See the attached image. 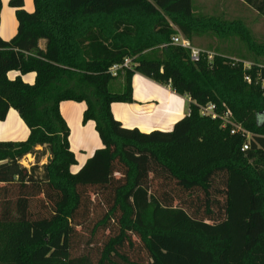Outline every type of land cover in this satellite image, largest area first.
Listing matches in <instances>:
<instances>
[{"label":"trees","instance_id":"obj_1","mask_svg":"<svg viewBox=\"0 0 264 264\" xmlns=\"http://www.w3.org/2000/svg\"><path fill=\"white\" fill-rule=\"evenodd\" d=\"M239 1L264 19V0ZM9 5L18 31L0 35V121L17 111L29 136L0 141V264H264V41L247 23L194 0ZM1 11L2 0L0 26ZM178 35L209 38L213 61H192L171 44ZM232 38L245 55L213 44ZM128 57L133 67L113 77ZM135 74L188 97L190 114L171 131L125 127L112 105L133 101ZM65 101L86 104L83 124H96L104 146L76 173ZM210 103L250 138L202 116Z\"/></svg>","mask_w":264,"mask_h":264},{"label":"crops","instance_id":"obj_2","mask_svg":"<svg viewBox=\"0 0 264 264\" xmlns=\"http://www.w3.org/2000/svg\"><path fill=\"white\" fill-rule=\"evenodd\" d=\"M24 1L26 2V10L32 12L33 10L28 6L29 0ZM204 6L200 7L202 11ZM209 8L212 10L211 14L222 16L218 4H214L212 7L209 5ZM17 31L18 21L15 10L10 7L9 0H2L0 35L3 40L10 41L17 34ZM215 40L217 41V39ZM40 47L45 49L46 42L41 41ZM18 75L19 73L16 72L12 78H16ZM23 79L32 84L36 79V74H27L23 76ZM190 104L191 100L188 97L177 94L170 87L160 85L141 74H135L133 78V101L131 103L113 104L112 112L114 117L128 128L136 127L143 132L171 131L178 121L189 114ZM85 109V103L65 101L60 105L61 114L71 131L70 146L75 153L77 164H79V155L84 158L82 166L98 149L104 147L96 130V124L92 121L83 124ZM12 112H16L19 116L17 111L11 109L7 119ZM0 141L6 140L0 139Z\"/></svg>","mask_w":264,"mask_h":264},{"label":"rangeland","instance_id":"obj_3","mask_svg":"<svg viewBox=\"0 0 264 264\" xmlns=\"http://www.w3.org/2000/svg\"><path fill=\"white\" fill-rule=\"evenodd\" d=\"M194 3L197 9L199 10L200 7L205 5L203 11L205 13H210V14L212 13V10L211 8H209V5L212 7V5L218 4L221 10L220 15L230 20L233 19L244 20L249 26V28H251V31L255 39H257V41H264V19L261 16H259V14L256 11H254L244 3L238 2L237 0H195ZM28 6L31 10H34L33 0H29ZM220 42L215 40L213 44L215 46L221 45L220 47L223 48L222 50L229 55H235L238 57V55L239 56L242 54L245 55L247 52L246 44L239 38H232L228 41H220ZM211 43L212 41L209 38H206L205 36L203 38L198 39L196 44L193 46L199 49L206 50L208 49ZM246 66L249 67L250 64L248 63ZM14 73H16V71L10 72L9 77L11 79H15V77L12 78ZM34 83L35 80L32 84ZM122 84H123V80L121 78L113 81L111 83V90L115 92L118 91L121 88L120 86H122ZM28 136H29V128L27 124L23 120H21L19 116H17L16 112H12V114L9 115V118L5 123L4 121H0L1 140H6L7 142L8 141L20 142V141H25L28 138ZM78 157H79V164L72 167L73 173L79 171L84 160L83 156L79 155Z\"/></svg>","mask_w":264,"mask_h":264},{"label":"built area","instance_id":"obj_4","mask_svg":"<svg viewBox=\"0 0 264 264\" xmlns=\"http://www.w3.org/2000/svg\"><path fill=\"white\" fill-rule=\"evenodd\" d=\"M171 44L174 46H178V47L189 50L190 55H191V60L194 62H198L203 57V55H205V54L207 55L208 61H210V62L213 61V59L215 57V53H213V52H207L206 53L202 49H199V48L193 46L190 41H188L187 39H185L181 35L173 37ZM133 61H134L133 58L128 57L124 60L123 63L116 64V65L112 66L110 68L111 75L113 77H117L120 72L132 68L134 65ZM247 64L248 63H246V65ZM246 80L250 81V78L246 77ZM189 114H190V111H189ZM201 115L211 117L214 120L221 119L223 122V126H225L227 123H231V125L233 126L232 131H231L232 134L240 132L243 135H245L247 138H250V136H251V133L245 131L241 126L236 125L231 120V115L229 112L225 113L223 116L220 115L217 111V107L215 104L210 103V104L202 107L201 108ZM248 149H249V144L246 143L243 147V151H247ZM48 160H49V157L45 158L44 162L45 161L47 162ZM34 162H35V158L32 155H28L26 158H24L21 161V164L26 168H30L34 164Z\"/></svg>","mask_w":264,"mask_h":264}]
</instances>
